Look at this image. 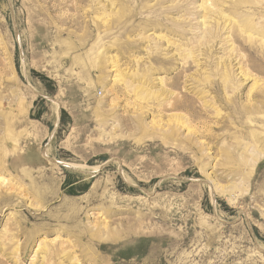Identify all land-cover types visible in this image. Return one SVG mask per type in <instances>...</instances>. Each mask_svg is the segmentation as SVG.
<instances>
[{
    "label": "rangeland",
    "instance_id": "rangeland-1",
    "mask_svg": "<svg viewBox=\"0 0 264 264\" xmlns=\"http://www.w3.org/2000/svg\"><path fill=\"white\" fill-rule=\"evenodd\" d=\"M256 133L264 0H0V264H264Z\"/></svg>",
    "mask_w": 264,
    "mask_h": 264
},
{
    "label": "bare ground",
    "instance_id": "bare-ground-1",
    "mask_svg": "<svg viewBox=\"0 0 264 264\" xmlns=\"http://www.w3.org/2000/svg\"><path fill=\"white\" fill-rule=\"evenodd\" d=\"M249 28H250V25H249V22H246V21H244V24H243V29H241V31L242 32H245L246 30H249ZM245 30V31H244ZM252 31V30H251ZM261 47V46H260ZM261 49V48H260ZM231 65V64H230ZM226 79V78H225ZM178 123H180L179 122V116H178ZM181 126H183V125H181ZM252 140L253 141H255L256 143H258L259 144V146L260 147H264L263 146V139H260V135L259 134H252ZM235 147V146H234ZM255 148H253V150H254ZM0 181L1 182H4L5 181V179L4 178H0ZM76 215V214H75ZM74 217V216H73ZM97 238H100V239H103V238H106V237H104V236H102L101 235V230H99L98 232H97ZM156 238H158V237H156ZM162 238V237H161ZM162 241V240H161ZM159 242V241H158Z\"/></svg>",
    "mask_w": 264,
    "mask_h": 264
}]
</instances>
